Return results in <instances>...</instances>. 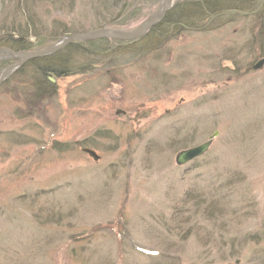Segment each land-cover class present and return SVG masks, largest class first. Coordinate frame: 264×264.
<instances>
[{
    "label": "rangeland",
    "instance_id": "obj_1",
    "mask_svg": "<svg viewBox=\"0 0 264 264\" xmlns=\"http://www.w3.org/2000/svg\"><path fill=\"white\" fill-rule=\"evenodd\" d=\"M159 2L0 0V40L128 31ZM218 11L150 48L75 40L50 86L28 62L0 84V264H264V41L258 14Z\"/></svg>",
    "mask_w": 264,
    "mask_h": 264
},
{
    "label": "trees",
    "instance_id": "obj_2",
    "mask_svg": "<svg viewBox=\"0 0 264 264\" xmlns=\"http://www.w3.org/2000/svg\"><path fill=\"white\" fill-rule=\"evenodd\" d=\"M215 11L220 12V16L223 15L221 13L224 12L227 15L230 11H235L237 13L246 12L248 16L258 14L255 16L259 22L258 36L261 41H264V0H183L171 6L163 21L152 27L144 36L140 37L137 42L141 41L143 44L142 46H148L150 48L151 44L154 43L152 40L153 38L160 40L158 37L159 34L167 37L171 32L173 33L174 30H182L183 28L190 29L200 23L202 15L208 16L214 14ZM193 15H195L194 18L192 17ZM204 29H206V27H204ZM22 33L19 35H24L26 37L28 35V30L24 29ZM18 41V39L12 40V38H4L0 40V45H7L17 51L29 48L22 39L21 44ZM103 41H105V39H96L88 41L87 45H91L92 49L96 50L98 48L95 46ZM30 64L35 65L36 72L41 74L43 79H45L44 82L49 86L51 82L48 80L47 75H49V73L58 74L60 70L59 67L61 66L58 59L51 55L31 60L27 65Z\"/></svg>",
    "mask_w": 264,
    "mask_h": 264
},
{
    "label": "water",
    "instance_id": "obj_3",
    "mask_svg": "<svg viewBox=\"0 0 264 264\" xmlns=\"http://www.w3.org/2000/svg\"><path fill=\"white\" fill-rule=\"evenodd\" d=\"M175 0H160L157 10L144 19L140 24L128 31H113L109 29H96L88 31L85 33H78L68 35L65 38H62L55 43L46 46L44 48L33 50V51H14L5 46H0V56L2 54L9 55L11 58L16 59L15 63L8 64L0 71V84L14 71L21 68L26 62L35 60L37 58L45 57L52 55L63 48L67 47L69 44L75 40H96V39H113L120 41H129L142 37L145 35L152 27L159 24L165 17L167 11L172 6ZM263 64V59H260L255 63L252 68L258 69ZM119 112V111H117ZM217 135V132H214L206 141L183 149L179 151L175 156V163L178 165L187 163L193 160L196 157L201 156L208 147L210 146L211 140L214 136ZM83 152L87 153L94 160L98 159V155L91 149L82 148Z\"/></svg>",
    "mask_w": 264,
    "mask_h": 264
},
{
    "label": "bare ground",
    "instance_id": "obj_4",
    "mask_svg": "<svg viewBox=\"0 0 264 264\" xmlns=\"http://www.w3.org/2000/svg\"><path fill=\"white\" fill-rule=\"evenodd\" d=\"M155 26H156V25H155ZM119 41H120V40H119ZM0 46H5V47H6L7 45H0ZM7 48H8V47H7ZM9 49H10V48H9ZM21 51H22V50H21ZM32 51H33V50H32ZM3 56H5V55L2 54V55L0 56V58L3 57ZM252 66H253V65H252ZM252 69H253V68H252ZM2 84H3V82H2ZM2 84H1V85H2ZM1 85H0V86H1Z\"/></svg>",
    "mask_w": 264,
    "mask_h": 264
}]
</instances>
